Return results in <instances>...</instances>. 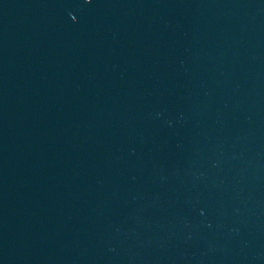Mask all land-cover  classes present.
<instances>
[{
  "label": "water",
  "instance_id": "obj_1",
  "mask_svg": "<svg viewBox=\"0 0 264 264\" xmlns=\"http://www.w3.org/2000/svg\"><path fill=\"white\" fill-rule=\"evenodd\" d=\"M0 264H264V0H0Z\"/></svg>",
  "mask_w": 264,
  "mask_h": 264
}]
</instances>
